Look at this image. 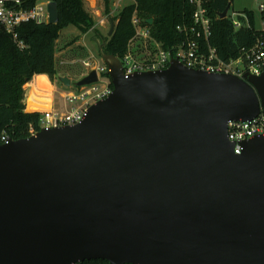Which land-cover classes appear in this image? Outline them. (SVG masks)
Masks as SVG:
<instances>
[{"label":"water","instance_id":"95a60500","mask_svg":"<svg viewBox=\"0 0 264 264\" xmlns=\"http://www.w3.org/2000/svg\"><path fill=\"white\" fill-rule=\"evenodd\" d=\"M95 41L110 95L81 123L0 144V264H264V135L241 154L228 138L264 112V72L173 58L126 78ZM98 81L93 69L75 85Z\"/></svg>","mask_w":264,"mask_h":264},{"label":"trees","instance_id":"16d2710c","mask_svg":"<svg viewBox=\"0 0 264 264\" xmlns=\"http://www.w3.org/2000/svg\"><path fill=\"white\" fill-rule=\"evenodd\" d=\"M58 7L57 23H23L17 29V38L0 26V144L3 136L18 140L31 136L32 130H40V109L27 107L24 86L35 76L49 80H60L56 64L57 41L61 31L72 25L86 34L94 28L95 22L87 11L84 0H51ZM234 0H209L207 7L212 16V36L209 44L217 49L219 57L231 61L241 56L244 49L264 40V28H256L253 11L245 10L249 24L235 29L232 19L222 13ZM106 14L111 13V0H104ZM151 28L155 39L165 47L181 43L185 35L178 26L190 25L194 7L189 0H136L135 4L125 6L112 17L116 22L111 37H102L106 43L103 51L118 58L128 51V45L135 35L132 23L134 12ZM244 20L243 17H240ZM153 19L150 24L149 20ZM264 22V9L262 12ZM87 74L80 73L79 79ZM29 104V103H28ZM79 264H109L106 260L86 261Z\"/></svg>","mask_w":264,"mask_h":264},{"label":"built area","instance_id":"2783aa9c","mask_svg":"<svg viewBox=\"0 0 264 264\" xmlns=\"http://www.w3.org/2000/svg\"><path fill=\"white\" fill-rule=\"evenodd\" d=\"M208 1L189 0L194 7L192 23L178 26V30L185 35V39L170 47H165L153 37L150 26L143 23L136 10L132 18L135 35L129 42L126 54L123 58H119L125 77L129 78L143 71L163 70L170 65L173 58H177L187 67L209 73H228L239 77H243L247 73L255 76L261 75L264 72V40H259L252 47L244 49L239 58L231 61L222 60L217 49L209 44L213 19L207 7ZM51 3V0H0V26L17 38V29L23 23L30 21L49 23V5ZM135 3L136 0H114L113 5L115 11L120 12L125 6ZM260 7L263 10L264 3ZM229 17L232 19L235 29L249 24L245 12H234ZM240 17H243L244 20ZM134 41L138 42V45L136 44L134 49H131V44ZM140 45L149 47L147 55L142 58L139 56L137 48ZM84 65L87 68V74L93 69L97 70L99 81L82 87L77 86L76 92L70 91L62 94L66 103L65 108L42 111L40 129L81 123L86 118L89 107L107 98L113 91L111 79L107 74L109 69L103 61L102 64L97 61H85ZM68 103L76 105L69 108ZM32 133L36 132L32 130ZM261 135H264V112L252 120L228 123V138L234 145L235 154L243 152L244 143L247 140ZM3 140L7 142L8 137L3 136Z\"/></svg>","mask_w":264,"mask_h":264},{"label":"rangeland","instance_id":"374dc122","mask_svg":"<svg viewBox=\"0 0 264 264\" xmlns=\"http://www.w3.org/2000/svg\"><path fill=\"white\" fill-rule=\"evenodd\" d=\"M87 11L92 15L95 25L88 33L83 34L75 26H68L61 31L60 38L57 41L56 64L59 77L67 74L72 80L70 87H66L59 79L54 82L49 81V84L42 78L35 76L24 86L25 102L28 107L45 111L48 109H63L65 108V100L62 94L70 91H77L75 83L79 79V74L86 71L85 61H97L102 64V59L99 53L98 43L95 38L109 37L110 18L117 15L119 11H115L113 5L114 0H111V13L106 14L104 0H84ZM264 0H234L229 15L234 12H244L245 10L253 11L255 15L256 28L262 30L264 22L260 5ZM116 24V22H115ZM102 36H99V34ZM138 42L134 41L131 44V49H134ZM138 48L139 56L142 58L147 55L149 47L140 45ZM76 86V87H75ZM29 103V104H28ZM76 104L68 103L67 106L72 108Z\"/></svg>","mask_w":264,"mask_h":264},{"label":"crops","instance_id":"0c3cea01","mask_svg":"<svg viewBox=\"0 0 264 264\" xmlns=\"http://www.w3.org/2000/svg\"><path fill=\"white\" fill-rule=\"evenodd\" d=\"M86 71H87V68H86ZM86 71H83L82 73H85ZM60 76H62V75H60ZM64 76V75H63ZM65 76H68V77H70L69 75H67V74H65ZM48 80H49V78H48ZM50 81V80H49Z\"/></svg>","mask_w":264,"mask_h":264}]
</instances>
